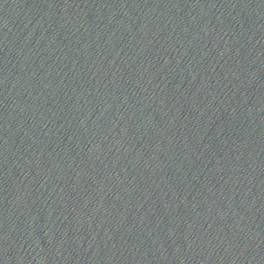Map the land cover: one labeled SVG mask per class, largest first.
I'll list each match as a JSON object with an SVG mask.
<instances>
[{"label":"water","instance_id":"95a60500","mask_svg":"<svg viewBox=\"0 0 264 264\" xmlns=\"http://www.w3.org/2000/svg\"><path fill=\"white\" fill-rule=\"evenodd\" d=\"M0 264H264V0H0Z\"/></svg>","mask_w":264,"mask_h":264}]
</instances>
